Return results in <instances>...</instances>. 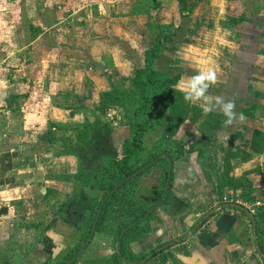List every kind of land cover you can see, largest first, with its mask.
I'll use <instances>...</instances> for the list:
<instances>
[{"label":"crops","instance_id":"crops-1","mask_svg":"<svg viewBox=\"0 0 264 264\" xmlns=\"http://www.w3.org/2000/svg\"><path fill=\"white\" fill-rule=\"evenodd\" d=\"M17 1L0 0L11 13L7 21L0 10V264H84L79 222L71 225L72 216L81 219L70 207L81 193L78 162L59 136H74L104 93L133 86L166 27L174 36L154 71L163 62L164 72L179 73L176 88L184 93L191 76L212 67V102L234 100L245 116L212 132L219 149L207 154V165L219 169L227 161L234 180L252 185L253 200L264 194V0H184L182 14L179 0H63L53 11L50 0H24L21 13ZM184 104L203 125L211 114L224 117L218 107L205 114L199 103ZM198 124L180 130L185 149L202 136ZM196 181L187 170L176 175L171 194L184 210L167 217L189 239L160 254L171 255L166 264H263L254 240L256 222L264 239V219L235 208L215 211L217 179ZM177 183L184 185L179 191ZM163 226L150 240L162 237ZM151 242L133 249L148 250Z\"/></svg>","mask_w":264,"mask_h":264},{"label":"rangeland","instance_id":"rangeland-1","mask_svg":"<svg viewBox=\"0 0 264 264\" xmlns=\"http://www.w3.org/2000/svg\"><path fill=\"white\" fill-rule=\"evenodd\" d=\"M22 1L24 0L17 1V7L15 8V10H18L16 11L17 13H21L24 10V8H21L24 7L22 6L24 3ZM36 1L40 0H34V2ZM43 1L46 2V0ZM62 2L63 0H50L47 4V9L53 11L55 8L51 10L49 7H56L55 5L58 6ZM0 10L3 12L4 17L7 18L6 20L9 21L8 19L11 16V13L9 12L10 9L1 6ZM15 22L17 21L15 20ZM17 27H21L20 22ZM155 68L158 75H165L166 72L164 71L166 65L163 62H160ZM261 76L264 77V72ZM154 78L156 77L154 76ZM155 82H157L156 79H154V84ZM156 86L157 84L153 85L154 92L156 91ZM118 91L121 92V96L115 98L116 102L110 104L105 113H102L101 110L87 111L86 114L88 116L82 123L83 125L81 124L82 127L73 128L72 131L75 132L78 130L77 132L79 134L80 132L87 133L89 131V125L96 118L101 122L106 123L113 133L114 130L117 131V134H114V138L116 141L115 143L117 144L116 151L118 159H120L122 156V148L120 144H122L125 138L131 137L134 122L142 123L144 127L147 128V123H145L147 117L145 119L144 115V118H141L142 111L141 101L138 99L140 92L138 88L136 89L133 86L123 88L121 86ZM198 116L199 113L197 111L188 110L181 116L182 121L181 123L179 122V124V119L174 120V116L168 108H164L160 111V124L153 122V126L146 131L142 138V145L137 150L136 154L133 155V158L129 163L131 169L138 170L142 168V166L149 161L153 155H156L157 158L155 161L150 160L153 161L152 163L154 166L136 179H133L134 175L130 174L129 179H132V182H130L127 188L117 192V194L106 204L103 208L101 219L98 223L97 221L95 223L96 230L92 229L94 224L92 219L94 216L96 217L95 214L97 212L95 210L97 206L100 205L104 193L102 190L98 189V185L103 184L108 187L113 182L112 178H114V175L110 174L109 171L111 161L108 158L101 159V165L108 167L106 168L108 171L101 172L94 177L80 178L76 175L75 181L77 186L80 187L79 191L84 197L90 199V205H92V209L87 212V214L84 216L81 215V219L76 226V231H79L77 235L80 233L82 244L86 245L83 250V255H85V259H83L84 264H166L164 259L171 258V255L167 252L166 254H162V256H160V254L189 239L187 236L188 230L178 229V223L175 221L170 223V220L167 217L169 214H181L184 210V206H181L182 204L179 205L177 200L175 201L171 194V190L173 189V186H175L174 181L176 175L179 173L180 169L189 171V176L195 177L197 180L196 183L205 178L217 179V182L212 184L215 191V211H217L226 201L234 199L240 195L236 192L239 185L233 181L234 179L231 176L230 167L226 166V164L228 165L227 161H223L225 165L221 166L223 168H219L220 170L222 169L220 177H217L219 169L216 167V163H210L213 167L207 165V154L213 149H215L214 151L219 149L217 146H214V136L212 133L211 136L208 135L209 143H205L200 148L203 150L204 155L199 159H197V157H192L191 155L181 154L176 150L177 144L175 143H181L179 141V132L185 128V125L189 123H199V126L195 125V130L200 133L205 129L204 125L207 124L209 116L206 117L205 123L203 122L204 125L200 124ZM216 121L217 120L214 118L213 123ZM171 126H176L177 129L174 132H169V135L167 131H169ZM206 129L209 131V128ZM65 132H67V130H65ZM77 132H75L74 136H59L61 144L69 146L70 143H76L78 141V136L76 137V135H78ZM200 137L201 136H199V138ZM168 154L170 157L174 158L172 162L169 160V157L167 156ZM169 175H171V179H168L170 177ZM164 180L165 183H168L169 185L168 189L164 188ZM198 184L201 186L204 185L200 182ZM183 186L184 185L177 183L176 187L179 191ZM243 190L246 191L247 187L244 186ZM190 191L193 192V189L191 188ZM186 210L187 209H185V211ZM161 219L166 222L167 227L163 226ZM132 220H135L138 226L134 228V230H128L125 226L129 225ZM200 221L205 223L206 219L201 218ZM141 223L143 224L141 225ZM262 223L264 224V221ZM196 224L197 223H195V225ZM158 225L164 227L161 230L162 237L160 238V236H158L155 238L156 240H150L152 239L150 235H153V230ZM197 227H200V224ZM90 231L93 232V237L89 241V238L92 235L90 233L88 238V233ZM144 240L152 241L148 250L141 251L133 249L134 245L139 243V241ZM254 241H257V239ZM168 244H170V246H167ZM119 247L121 248V251ZM161 247L166 248L161 252H158ZM153 255L155 257L150 262H145V260Z\"/></svg>","mask_w":264,"mask_h":264},{"label":"trees","instance_id":"trees-1","mask_svg":"<svg viewBox=\"0 0 264 264\" xmlns=\"http://www.w3.org/2000/svg\"><path fill=\"white\" fill-rule=\"evenodd\" d=\"M179 11L182 14V11L185 10L184 0H179ZM174 36V30L172 27H166L161 29L157 35V41L154 43L153 47L147 52L145 58V67L136 72V77L133 80V87L139 89L138 99L141 101V118H144L145 115V123H147V128L144 127L142 123L134 122L133 124V132L131 137H127L123 140L121 144L122 148V156L118 159L117 151L114 146L112 133L113 131L106 125V123L101 122L99 119H94V121L89 125V131L87 133L80 132L78 133V141L76 143H70V145H66V153L72 155L76 158L78 162V174L80 178L83 177H94L101 172L108 171V167H104L101 165L100 160L108 158L111 161L110 164V174L114 175L112 178L113 182L110 186L106 185H98V189L102 190L103 199L100 201V205L96 208V214H98L97 223L102 217L103 208L106 204L112 199L113 196L117 194L122 189H125L129 186L132 179H129L130 174L134 175L133 179L142 176L148 170H150L154 165L153 161L156 160L157 156L153 155L150 160L147 161L142 168L138 170L131 169L129 163L133 158V155L136 154L137 150L142 145V138L146 131L150 129L152 124H160L159 114L160 111L164 108H168L169 111L173 114L174 120H178V123L182 121L181 116L186 113L188 110H192L195 108H189L184 104V93L176 88V84L180 77V74H170L165 73L164 76L156 73L153 69V63L155 60H158L161 57L163 50L166 48V44L171 42L172 37ZM154 76L156 78H154ZM154 79L157 80L155 84L156 91L154 92L153 85ZM159 82V83H158ZM121 92L118 91L116 87L110 92L104 93L102 95L101 104L97 108L101 110L102 113H105L106 109L109 107L110 104L116 102L115 98L120 95ZM214 118L217 120L213 123ZM186 119V118H185ZM150 122H149V121ZM225 118L219 114H211L209 115V119L207 120V124L204 125V130L202 136L195 141L194 143L190 144L186 149L182 143H175L177 144L176 150L179 153L183 154H196L197 159L204 155L203 150L200 149L205 143H209V137L214 130H217L223 126ZM154 122V123H153ZM179 123V124H180ZM149 127V128H148ZM209 128V131L206 129ZM177 127H170L169 132L176 131ZM87 134V136H86ZM170 135V134H169ZM254 135H257L259 139H262L260 133L254 132ZM169 160L172 162L174 158L167 155ZM168 179H171V175ZM166 177V175H165ZM166 179V178H164ZM235 183L239 185L237 189H240V195L238 197L243 201L252 202L253 201V192L254 189L251 187V184L246 179L240 180H233ZM164 188L168 189V183H165L164 180ZM244 186L247 187V190L244 191ZM247 196H246V195ZM70 207L72 211H76V215L81 214L84 216L89 212L92 208L90 206V199L84 197L82 193H77L73 202L70 203ZM95 217V216H94ZM93 217V221L95 220ZM71 217L72 223L71 225H75L78 223V220L73 219ZM257 218L260 220L264 219V213L259 212L257 214ZM75 222V223H73ZM143 223H141L142 225ZM134 225V226H133ZM133 226V227H131ZM138 224L135 220H132L129 225L125 227L128 230H134ZM96 230V224L94 227ZM93 230V231H94ZM190 231V230H189ZM255 234H256V243L257 248L262 256L263 264H264V239L263 233L260 230L258 223H255ZM90 232L88 233V237ZM93 235H91L92 239ZM120 248V247H119ZM121 251V248H120ZM155 256L148 258L145 262H150Z\"/></svg>","mask_w":264,"mask_h":264},{"label":"clouds","instance_id":"clouds-1","mask_svg":"<svg viewBox=\"0 0 264 264\" xmlns=\"http://www.w3.org/2000/svg\"><path fill=\"white\" fill-rule=\"evenodd\" d=\"M216 82L217 74L214 68H201L184 83V100L189 103H199L205 114L218 107L225 117L223 122L225 125H232L234 121L243 122L245 116L243 113L235 111L236 104L234 100H224L216 97L215 103L212 102V97L207 92Z\"/></svg>","mask_w":264,"mask_h":264},{"label":"built area","instance_id":"built-area-1","mask_svg":"<svg viewBox=\"0 0 264 264\" xmlns=\"http://www.w3.org/2000/svg\"><path fill=\"white\" fill-rule=\"evenodd\" d=\"M238 209L240 212L245 213V215L249 218H254L257 213H264V194L255 198L252 202H247L235 197L234 199H230L226 201L218 211L229 210V209Z\"/></svg>","mask_w":264,"mask_h":264},{"label":"water","instance_id":"water-1","mask_svg":"<svg viewBox=\"0 0 264 264\" xmlns=\"http://www.w3.org/2000/svg\"><path fill=\"white\" fill-rule=\"evenodd\" d=\"M97 218H98V214L96 215V217H95V220H94V224H93V227H92V229H94V225H95V223H96V221H97ZM92 233V232H91Z\"/></svg>","mask_w":264,"mask_h":264}]
</instances>
